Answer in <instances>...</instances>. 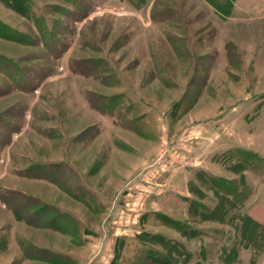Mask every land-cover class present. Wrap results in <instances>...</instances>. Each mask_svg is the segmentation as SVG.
<instances>
[{
  "label": "rangeland",
  "instance_id": "rangeland-1",
  "mask_svg": "<svg viewBox=\"0 0 264 264\" xmlns=\"http://www.w3.org/2000/svg\"><path fill=\"white\" fill-rule=\"evenodd\" d=\"M0 264H264V0H0Z\"/></svg>",
  "mask_w": 264,
  "mask_h": 264
}]
</instances>
